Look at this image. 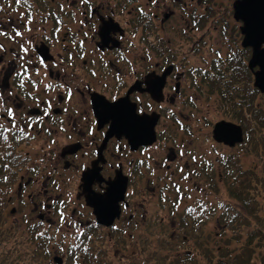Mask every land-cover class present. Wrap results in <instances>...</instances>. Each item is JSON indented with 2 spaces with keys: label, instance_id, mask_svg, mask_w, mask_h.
I'll use <instances>...</instances> for the list:
<instances>
[{
  "label": "flooded vegetation",
  "instance_id": "obj_1",
  "mask_svg": "<svg viewBox=\"0 0 264 264\" xmlns=\"http://www.w3.org/2000/svg\"><path fill=\"white\" fill-rule=\"evenodd\" d=\"M195 1H207L204 13L194 11ZM238 1L232 0L233 20ZM212 8L208 0H0V223L10 226L11 237L31 239L40 232L44 246L42 236L53 232L49 237L56 241L62 225L73 234L68 258L80 264L83 257L73 252L80 245L138 259L146 245L142 235L190 231L195 211L203 205L207 210L203 199L179 213L173 209L170 225L156 231L157 222L145 215L155 213L145 209L144 199L148 194L147 203L167 207L162 194L172 183L183 193L187 182L203 190L212 173L222 180L217 170L227 157L217 147L242 145L215 141L214 123L206 134L214 147L213 171L199 167L208 150L198 102L214 96L209 84L224 68L236 70L239 55L232 51V62L223 60L221 68L191 65L193 56L177 58L173 37H165L169 27L180 36L173 20L186 25L181 37L200 30ZM193 51L201 57L200 45ZM250 58L243 62L251 77ZM191 140L194 155L186 144ZM71 179L77 181L75 195L64 193ZM114 182L125 192L107 226L95 211H117L113 198L103 201Z\"/></svg>",
  "mask_w": 264,
  "mask_h": 264
},
{
  "label": "rangeland",
  "instance_id": "obj_2",
  "mask_svg": "<svg viewBox=\"0 0 264 264\" xmlns=\"http://www.w3.org/2000/svg\"><path fill=\"white\" fill-rule=\"evenodd\" d=\"M209 5H211L212 11L211 16L208 15V22L204 24L203 27H201L200 30L196 31L194 30V33L191 32L185 36L186 38L181 37L183 32H186L184 24H178L173 21L170 22V25L175 24V32L178 33L179 38L176 37V34L170 33L168 28V34H165V37H173L172 40V48L177 53L176 57L179 58L180 56H184L185 58L193 56V58L190 59L191 65H201L204 67H209L213 64L214 61L218 62L221 60L226 61L228 58V55L231 54L233 51L234 55H240L241 58L245 60V62L249 59L251 52L248 51V54L244 53L243 49L241 48L240 44L242 41V36L239 31L240 24L235 22L232 19V9L231 4L232 0H208ZM195 5H198L197 9L194 10L197 14H201L203 11V8L207 6V1L205 5L200 4V2L195 1ZM193 12V11H192ZM208 11L206 12L205 16H207ZM186 17V16H185ZM223 18H228L230 23L228 21H225L223 23ZM221 19V20H218ZM183 23V22H181ZM191 25L197 26V24L192 21ZM171 29V28H170ZM175 37V38H174ZM181 39V40H180ZM186 40V41H185ZM186 42V43H185ZM201 46V57H197V55L194 54V49H198V46ZM235 61L238 59L235 56ZM232 62V60H231ZM230 62V63H231ZM251 78V77H250ZM252 83V79H251ZM209 93V91H208ZM202 103V104H201ZM255 104L258 105L260 108H264V95L258 94V96L255 99ZM198 107L200 108L201 112L197 111L196 117L202 118L204 121V124L207 127H204L203 129V139H205V147H207V152L205 153L207 159L204 160L199 167H203L206 165V169L208 170V175L212 173L213 168L209 167V164L211 161L216 160L214 156L212 155V148H214L211 145L210 141H206V134L211 135V129L212 125L220 120H229L234 123L240 124L239 120H231L229 118V115L233 116L232 113L226 112L224 110V105H221V100H218V98L214 95L213 97L203 98L198 102ZM248 118L251 120V124L253 125V117L248 116ZM201 119V122H202ZM205 120H207L205 122ZM242 126V125H241ZM260 127H252L253 131L247 130L245 141L242 145L234 148V149H227V148H219L223 152L222 158L226 155V159L222 162L221 167L218 172L223 174V179H219L216 176H213V173L211 174L210 179H208V184L201 186V188L204 190L206 189L207 196L205 195L203 197L202 193L203 190L194 191L195 187L192 186V183H186L182 190L180 192H175V186L172 183L168 191L165 194H162L165 197V200H168L167 207H158V204H152L147 203V201L150 199L151 196L148 194H145V205L146 208L150 211V213H155L154 216H150L148 213L145 212V215H148V218H153L154 222H157L155 226V231L159 229V226L162 223L167 224V226L170 225V221L176 217V213H179L181 211H184V209L188 205H194L197 202H199L201 199V202H204L206 205L207 210L210 208H216L219 211L222 209L220 207H223L224 204H234V201L231 199L230 195L228 194V188L230 184L234 182V177L237 178L239 176V171H244L246 169H252L259 175V180L262 181L264 179V129L259 130ZM264 126V125H263ZM243 127V126H242ZM244 128V127H243ZM257 129V131H255ZM255 141H254V139ZM187 140H190L188 138ZM256 142V145H255ZM187 147L191 151V153L195 154V144L191 141H189ZM192 145V146H191ZM228 155H231L228 158ZM233 155H237V158L234 159ZM211 157V159H210ZM209 159V160H208ZM238 163L235 164V161L238 160ZM235 160V161H234ZM190 162H193L190 159ZM228 162L230 164H228ZM207 163V164H206ZM239 166L237 170V177L233 176L231 169ZM215 167V166H214ZM244 169V170H241ZM241 175V174H240ZM213 177V179H212ZM264 182V180H263ZM77 181L75 179H71L69 181V184L64 185L65 191L64 193L67 194L70 193L75 195V189H76ZM159 193V192H158ZM186 194V195H184ZM184 195L180 200V196ZM262 195L264 196V192H262ZM161 202L160 196L156 198ZM171 202V203H170ZM174 204L172 205V203ZM226 202V203H225ZM264 205V198L261 200ZM176 205V210L174 207ZM219 205V206H218ZM218 206V207H217ZM220 208V209H219ZM160 209V210H158ZM176 211V213H172V210ZM158 210V211H155ZM155 211V212H154ZM218 215V214H217ZM173 216V218L170 220V218ZM19 217L18 222H21L23 219V216L20 215L16 216ZM16 217H11L9 219V223H12V219H15ZM147 218V219H148ZM163 219V222L161 221ZM59 226V228L56 230L58 232H54L57 236L56 241L53 240L49 235L53 232H49V234H46L43 237V243L46 245L41 246L39 237L40 235L38 233L31 235V239H26L24 234H17V239L15 237H10L8 241H2L0 243V253L2 255H9V254H17L19 251L24 253L25 258L29 261L26 264H32L35 262L37 264V261L40 259H44L45 261L42 262V264H56L52 260V253H56L58 257L63 259V264H71L72 259H69L70 251L67 249L68 246L72 244L73 234L65 233L64 228ZM224 229L221 231L222 237L225 241V237L230 235L229 229ZM207 229L211 230L213 233H215V230H219L218 228H214V221H211L207 225ZM7 232L8 234L10 231V226L0 223V234ZM172 232V231H171ZM184 234H172L168 231L166 232H160L155 234H145L142 235L144 238V244L150 246V250L156 251L155 254L156 257H161L162 254L167 255L168 253H179V257H184L187 254V251H190L192 249L193 240L189 241H183L182 236ZM216 233L214 234V236ZM219 234L216 238L213 239V243L211 244H220L224 242L221 240L222 238ZM49 239V240H47ZM66 240V241H65ZM34 241H38L36 244H34ZM108 243L109 240H107ZM0 242H1V236H0ZM112 242L114 240L112 239ZM7 248V249H5ZM13 249V250H12ZM46 249V250H45ZM114 249V248H113ZM113 249H109L107 251L108 256L105 255V257H108L111 260V264H131L134 261V257H128L124 258L123 260H120V256L114 252ZM15 250V251H14ZM121 255V253H119ZM34 256V257H33ZM16 257L11 258L9 260H14ZM137 262L140 263L142 260V257L136 259ZM142 264V262H141Z\"/></svg>",
  "mask_w": 264,
  "mask_h": 264
},
{
  "label": "trees",
  "instance_id": "obj_3",
  "mask_svg": "<svg viewBox=\"0 0 264 264\" xmlns=\"http://www.w3.org/2000/svg\"><path fill=\"white\" fill-rule=\"evenodd\" d=\"M229 60L231 62L232 59ZM231 68L226 67L223 73H216L215 80L209 84V94H217L221 98V105H224L226 112L238 113V120L244 127L245 133L247 130L254 132L253 126L256 128L262 125L259 128L261 131L264 129V108L255 104L258 92L251 86L249 71L240 55L237 69ZM248 116L253 117V125ZM229 118L234 120L231 115ZM234 179L227 188L235 205L223 203V207H220L221 211L216 208L206 210L203 205L195 211L196 223L183 235L185 241L193 240L192 249L187 251L184 257H179V253L156 257L157 252L145 245L142 250V260L139 263L134 259L133 264H141V262L142 264H264V205L261 202L264 198L262 195L264 179L260 181L259 175L252 169H246L241 173L239 171V176ZM211 221H214V228L219 229L215 230V236V233L207 229ZM224 227L230 232V235L225 237V241L221 233ZM11 234V232L9 234L1 232L0 243L11 239ZM219 234L224 245L211 244ZM88 247L86 244L73 249V252L77 251L83 257L80 264H111V260L105 257L103 250L98 253ZM14 257H16L14 260H9ZM45 258L42 261L39 259L37 264H42ZM28 262L21 251L14 255L0 253V264Z\"/></svg>",
  "mask_w": 264,
  "mask_h": 264
},
{
  "label": "water",
  "instance_id": "obj_4",
  "mask_svg": "<svg viewBox=\"0 0 264 264\" xmlns=\"http://www.w3.org/2000/svg\"><path fill=\"white\" fill-rule=\"evenodd\" d=\"M233 18L236 22L242 23L240 27V33L243 36L241 46L252 50L248 68L253 72V86L264 93V0H239L233 4ZM255 68L258 69L254 70ZM213 138L218 143L233 147L243 141L242 129L233 123L220 121L213 128ZM115 186V182L110 185L103 201L105 203L113 198L117 211L115 210L116 212H112L109 216L101 209L95 211L97 221L107 226L111 224L115 216H118L117 203L123 199L125 192L124 186L121 189L117 188L118 190H115ZM54 262L62 264L59 257H55Z\"/></svg>",
  "mask_w": 264,
  "mask_h": 264
},
{
  "label": "snow or ice",
  "instance_id": "obj_5",
  "mask_svg": "<svg viewBox=\"0 0 264 264\" xmlns=\"http://www.w3.org/2000/svg\"><path fill=\"white\" fill-rule=\"evenodd\" d=\"M17 35H20V33H17ZM9 114H11V110H9Z\"/></svg>",
  "mask_w": 264,
  "mask_h": 264
}]
</instances>
